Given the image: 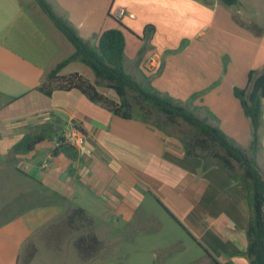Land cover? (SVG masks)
I'll use <instances>...</instances> for the list:
<instances>
[{
	"label": "crops",
	"instance_id": "0c3cea01",
	"mask_svg": "<svg viewBox=\"0 0 264 264\" xmlns=\"http://www.w3.org/2000/svg\"><path fill=\"white\" fill-rule=\"evenodd\" d=\"M25 1L0 0L1 170L11 173L14 167L39 184L40 192L48 188L58 195L65 203L56 209L59 220L70 209L82 208L103 243L97 229L107 233L136 227L160 211L200 250L201 261L249 264L251 213L244 183L218 166L204 170L201 159L185 155L177 138L139 120L114 116L77 89L54 90L49 96L38 91L74 48L34 0ZM46 1L91 45L103 31L122 24L125 72L247 149L250 122L234 89L248 87L250 71H264V0H237V6L229 7L217 0ZM118 10L123 12L119 18ZM150 58L154 65L149 68ZM80 65L71 62L59 75L77 73L94 83L93 74ZM73 125L82 131L90 155L56 145ZM41 127L52 136L27 154L12 153L25 134ZM258 138L255 161L264 173V102ZM74 197L81 204L73 203ZM12 229L13 223L0 227V264L14 262L3 238Z\"/></svg>",
	"mask_w": 264,
	"mask_h": 264
},
{
	"label": "trees",
	"instance_id": "16d2710c",
	"mask_svg": "<svg viewBox=\"0 0 264 264\" xmlns=\"http://www.w3.org/2000/svg\"><path fill=\"white\" fill-rule=\"evenodd\" d=\"M40 10L52 24L64 35L73 46L74 52L60 61L46 76L38 91L49 96L54 90L77 89L89 101L99 104L114 116L122 119H135L152 125L170 135L164 126L173 125L180 120L191 128V137L179 138L183 151L188 157L199 158L202 168L218 166L237 181L244 183L247 192V203L250 217L247 225L246 256L249 264H264V173H261L255 154L259 148L258 128L262 102H264V71L248 73V87L234 89V95L240 101L244 115L251 127V139L247 149L236 146L216 126L208 123L206 118H199L186 106L175 102L166 95H161L151 87H143L123 67L124 35L126 28L118 22L117 28L103 31L99 34L96 44L91 45L76 33L75 28L62 16L56 14L46 0H34ZM224 6H237V0H217ZM145 30V37L151 31ZM79 62L86 66L94 76L95 82L90 83L77 73L60 76L59 72L67 64ZM102 84L116 98L111 99L98 92L96 86ZM152 113L164 118V126L151 122ZM76 128H80L75 125ZM48 130L41 127L37 132L25 134L12 147L14 155H24L31 152L46 138ZM59 144L62 139L59 138ZM66 150L70 149L68 145ZM92 219L80 207L70 209L67 214L55 224L48 226L44 236L48 248L57 249L64 236L78 233L72 240V246L82 261L93 258L103 247V243L92 231ZM183 228V227H182ZM184 229V228H183ZM185 230V229H184ZM35 254V248L26 247L23 264H29ZM212 264H218L210 258Z\"/></svg>",
	"mask_w": 264,
	"mask_h": 264
},
{
	"label": "rangeland",
	"instance_id": "374dc122",
	"mask_svg": "<svg viewBox=\"0 0 264 264\" xmlns=\"http://www.w3.org/2000/svg\"><path fill=\"white\" fill-rule=\"evenodd\" d=\"M80 67H84L93 78L86 66ZM137 82L143 87L147 86L144 81ZM97 87L103 95L116 100L105 86L99 84ZM149 120L161 126L165 124L163 116L156 113H152ZM164 127L170 136L178 140L192 136L191 128L180 120ZM47 130L46 136H52V131ZM21 162L14 163L21 167L24 161ZM25 176L14 167L11 173L7 168L6 174L0 168V227L13 223V229L3 237L7 239V255L10 249L12 251L13 264H23L28 245L35 248V257L30 264H212L206 258L201 261L203 255L200 250L160 211H155L154 218L142 221L136 227L128 225L123 230L107 233L97 229L100 238L104 240V243L100 240L103 247L87 261H82L70 244L78 234L76 232L64 236L57 249L48 248L44 236L48 226L59 220L57 207H64L65 203L48 188L40 192V185ZM36 176L35 173L33 177L37 179ZM71 200L75 204L82 202L75 197ZM18 251L19 258L15 262Z\"/></svg>",
	"mask_w": 264,
	"mask_h": 264
},
{
	"label": "built area",
	"instance_id": "2783aa9c",
	"mask_svg": "<svg viewBox=\"0 0 264 264\" xmlns=\"http://www.w3.org/2000/svg\"><path fill=\"white\" fill-rule=\"evenodd\" d=\"M123 14L122 10L116 12V16L119 18ZM154 60L150 58L148 62V67H153ZM62 139V143L72 147L78 155L88 156L91 154V150L85 144V138L82 132H80L75 125H73L69 130L65 131L59 137ZM59 138L56 139V145L59 143Z\"/></svg>",
	"mask_w": 264,
	"mask_h": 264
}]
</instances>
